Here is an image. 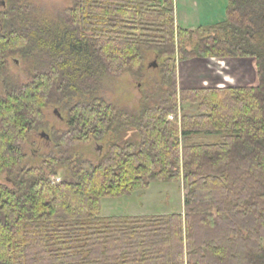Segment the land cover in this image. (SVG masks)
Listing matches in <instances>:
<instances>
[{
  "label": "trees",
  "instance_id": "1",
  "mask_svg": "<svg viewBox=\"0 0 264 264\" xmlns=\"http://www.w3.org/2000/svg\"><path fill=\"white\" fill-rule=\"evenodd\" d=\"M17 1L3 11L0 72L14 54L35 66L0 93V174L11 180L0 183V264H264V0H227L223 20L195 29L175 26L174 0H72L44 26ZM193 32L207 35L188 47ZM150 50L168 84L158 103L130 112L92 95L106 75L141 78ZM174 52L252 58L258 85L178 89ZM77 93L89 97L65 104L57 146L135 138L108 140L95 162L49 154L26 165L23 142L44 108ZM151 182L181 183L183 211L101 214V197Z\"/></svg>",
  "mask_w": 264,
  "mask_h": 264
},
{
  "label": "rangeland",
  "instance_id": "2",
  "mask_svg": "<svg viewBox=\"0 0 264 264\" xmlns=\"http://www.w3.org/2000/svg\"><path fill=\"white\" fill-rule=\"evenodd\" d=\"M72 0H20L15 5L16 8L27 15L31 23L44 25H54L58 23L59 16L71 5ZM11 4L7 0H0V31L5 26V15ZM30 24V23H29ZM176 26V23H175ZM177 27V26H176ZM178 28V27H177ZM205 33L193 32L186 46L196 44V41ZM172 58L176 63V83L178 89L194 88L202 86H244L251 84L254 80V69L242 65V58H196L182 60L180 53L174 52ZM143 72L141 78H135L129 73L120 75L104 76L98 88L92 94L114 104L116 107L126 109L130 112H137L143 105H153L164 98L168 84L164 82L165 67L164 59L157 56L155 51H146L143 55ZM156 62V66L152 63ZM32 58L22 57L14 54L7 57V65L0 72V93L6 88L25 83L30 80L31 71L35 65ZM165 64V63H164ZM257 78V77H256ZM258 85V82L256 83ZM247 85V86H256ZM89 94H75L71 99L65 98L58 106L47 104L44 108V118L39 126L29 132L27 139L23 142V151L27 155L26 165H37L44 156L53 154L55 156L70 155L84 156L97 161L98 157L105 152L108 140H124L128 137L135 138L133 131L106 136L102 141L76 142L57 146L54 142L56 131L66 129L65 104L76 102V100L88 98ZM187 113L195 114L196 106L186 104L182 106ZM41 132L47 137L41 136ZM195 140L206 142H217L218 135H203L195 137ZM60 178L68 177L65 167L58 169ZM0 183L11 185V180L5 172L0 174ZM179 182H151L146 188L136 190L130 194L116 197H101L100 211L104 216L112 215H158L182 212L184 193Z\"/></svg>",
  "mask_w": 264,
  "mask_h": 264
},
{
  "label": "crops",
  "instance_id": "3",
  "mask_svg": "<svg viewBox=\"0 0 264 264\" xmlns=\"http://www.w3.org/2000/svg\"><path fill=\"white\" fill-rule=\"evenodd\" d=\"M227 0H174L175 23L178 28L195 29L198 26H209L225 18V8ZM242 65L254 69L256 74L255 60L252 58H242ZM257 75V74H256ZM257 77V76H256ZM254 76L251 84L258 82Z\"/></svg>",
  "mask_w": 264,
  "mask_h": 264
},
{
  "label": "water",
  "instance_id": "4",
  "mask_svg": "<svg viewBox=\"0 0 264 264\" xmlns=\"http://www.w3.org/2000/svg\"><path fill=\"white\" fill-rule=\"evenodd\" d=\"M154 66H156L157 64H156V62H153L152 63ZM41 136H44V137H47V134L46 133H44V132H41Z\"/></svg>",
  "mask_w": 264,
  "mask_h": 264
},
{
  "label": "built area",
  "instance_id": "5",
  "mask_svg": "<svg viewBox=\"0 0 264 264\" xmlns=\"http://www.w3.org/2000/svg\"><path fill=\"white\" fill-rule=\"evenodd\" d=\"M59 180V178H55V181H58Z\"/></svg>",
  "mask_w": 264,
  "mask_h": 264
}]
</instances>
